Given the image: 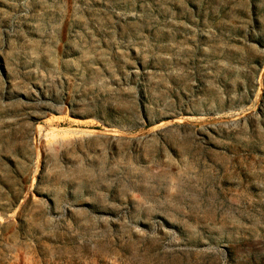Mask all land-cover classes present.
Wrapping results in <instances>:
<instances>
[{
  "label": "rangeland",
  "instance_id": "obj_1",
  "mask_svg": "<svg viewBox=\"0 0 264 264\" xmlns=\"http://www.w3.org/2000/svg\"><path fill=\"white\" fill-rule=\"evenodd\" d=\"M0 264H264V0H0Z\"/></svg>",
  "mask_w": 264,
  "mask_h": 264
}]
</instances>
